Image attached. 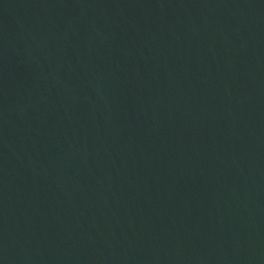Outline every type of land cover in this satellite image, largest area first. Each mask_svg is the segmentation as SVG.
<instances>
[{
    "label": "water",
    "instance_id": "1",
    "mask_svg": "<svg viewBox=\"0 0 264 264\" xmlns=\"http://www.w3.org/2000/svg\"><path fill=\"white\" fill-rule=\"evenodd\" d=\"M0 264H264V0H0Z\"/></svg>",
    "mask_w": 264,
    "mask_h": 264
}]
</instances>
